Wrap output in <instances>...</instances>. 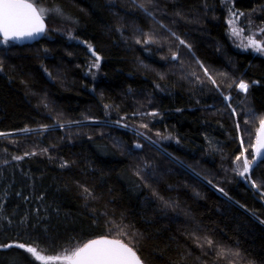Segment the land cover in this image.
<instances>
[{
    "label": "trees",
    "instance_id": "obj_1",
    "mask_svg": "<svg viewBox=\"0 0 264 264\" xmlns=\"http://www.w3.org/2000/svg\"><path fill=\"white\" fill-rule=\"evenodd\" d=\"M28 1L45 32L0 44V244L264 264V159L236 161L264 119V57L232 45L226 10L264 29V0ZM0 264L44 263L0 247Z\"/></svg>",
    "mask_w": 264,
    "mask_h": 264
},
{
    "label": "snow or ice",
    "instance_id": "obj_2",
    "mask_svg": "<svg viewBox=\"0 0 264 264\" xmlns=\"http://www.w3.org/2000/svg\"><path fill=\"white\" fill-rule=\"evenodd\" d=\"M44 15L45 11L43 8L38 9L33 3L28 2V0H0V44H8L10 41H21L25 38L34 39L43 34L45 32ZM233 33L238 34L235 29H233ZM180 43L183 44L184 41ZM249 46L255 48L258 52H264V47L255 39L249 40ZM99 59L97 56V63L93 67H98ZM172 59H176L175 55ZM205 74H207L206 69ZM212 82L215 83V81ZM237 87L244 92L248 89V85L243 81H240ZM237 128H239V124ZM241 144H243V140ZM137 147L140 146L137 145ZM251 147L253 149L252 160H249L243 152L240 156L236 157V161L238 162L244 157L242 168L238 171V175L240 176H245V174L249 173L257 157L264 159V151H262L264 150V119L260 121V128L256 134V143L251 145ZM244 151L247 152V149ZM14 159L19 160L22 157L17 156ZM252 186L256 187L255 182H253ZM206 243L211 246L213 242L206 240ZM0 247H18L24 249L27 253L32 254L37 261H44L45 264H50V262L51 264H142L141 259L131 247L120 240L108 239L106 237L89 240L82 247H77L65 255L47 257L40 255L36 248L26 247L23 243H5L0 244Z\"/></svg>",
    "mask_w": 264,
    "mask_h": 264
},
{
    "label": "rangeland",
    "instance_id": "obj_3",
    "mask_svg": "<svg viewBox=\"0 0 264 264\" xmlns=\"http://www.w3.org/2000/svg\"><path fill=\"white\" fill-rule=\"evenodd\" d=\"M226 10H227V23L229 24V40L232 43V45L241 51H249V52H252L253 54H258V55L264 57V52H258L255 50V48L249 46V40L255 39L258 43L261 44L262 47H264V33H263L262 29H258V30L253 29L254 27L252 28V26H251L252 21H251V23H248L247 22L248 20L245 16H243L241 14H235L234 12L229 11V8ZM44 11H45L44 18H47L48 12L46 10H44ZM248 24L250 27L249 26L247 27ZM233 29H235L236 33H238V34H234ZM248 88H249V85H248ZM238 90L240 92H242L243 94H246L248 91V89H247V91L244 92V91H241L239 88H238ZM120 126H122V128H128L129 130L135 132L137 135L141 136L142 138L150 141L148 138H146L139 131L134 130V129L129 128V127L124 126V125H120ZM258 128H260V123H259ZM243 158L244 157L241 158V161L237 162V166L240 169L242 168ZM38 253L42 256L47 257V255H45L44 253H42L40 251H38ZM60 255H65V254L62 253ZM53 256H56V255H53ZM41 262L45 264L44 261H41ZM50 264H51V262H50Z\"/></svg>",
    "mask_w": 264,
    "mask_h": 264
},
{
    "label": "water",
    "instance_id": "obj_4",
    "mask_svg": "<svg viewBox=\"0 0 264 264\" xmlns=\"http://www.w3.org/2000/svg\"><path fill=\"white\" fill-rule=\"evenodd\" d=\"M28 2H30V1H28ZM32 3V2H31ZM35 6V5H34ZM44 23H45V20H44ZM45 29H46V23H45ZM41 36H42V34L41 35H39V36H37L36 38H34V39H29V38H25L24 40H21V41H14V42H12V41H10V42H12V43H14V44H17V45H24V44H32L33 42H36V41H38L40 38H41ZM263 151V150H262ZM99 238H101V237H98V238H94V239H99ZM106 238H108V237H106ZM94 239H91V240H94ZM108 239H111V238H108ZM88 242V241H87ZM86 242V243H87ZM85 244V243H84ZM83 246V245H82ZM81 246V247H82ZM134 251V250H133ZM135 252V251H134ZM137 254V253H136ZM138 256V255H137ZM139 257V256H138ZM142 264H143V262H142Z\"/></svg>",
    "mask_w": 264,
    "mask_h": 264
}]
</instances>
